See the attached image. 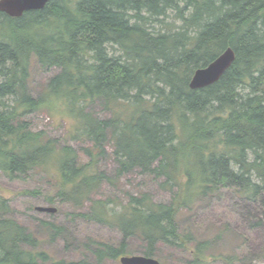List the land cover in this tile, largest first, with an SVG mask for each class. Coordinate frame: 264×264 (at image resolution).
<instances>
[{"label": "trees", "instance_id": "1", "mask_svg": "<svg viewBox=\"0 0 264 264\" xmlns=\"http://www.w3.org/2000/svg\"><path fill=\"white\" fill-rule=\"evenodd\" d=\"M231 47L235 61L221 78L192 89L198 68ZM33 61L57 69L32 90ZM62 107L82 145L34 130L29 115ZM97 109L102 114L96 112ZM112 156L111 173L99 169ZM82 156H88L85 161ZM41 170L55 197L112 225L118 244L90 241L91 258L57 260L8 214L0 195V264H106L160 244L192 249L201 264L213 239L180 229L178 216L223 189L256 203L264 222V0H50L20 17L0 12V171L11 179ZM139 171L170 193H128L110 206L96 197L107 183ZM51 237L65 228L42 221ZM220 239L222 233L218 234ZM230 263L240 260L226 256Z\"/></svg>", "mask_w": 264, "mask_h": 264}, {"label": "rangeland", "instance_id": "2", "mask_svg": "<svg viewBox=\"0 0 264 264\" xmlns=\"http://www.w3.org/2000/svg\"><path fill=\"white\" fill-rule=\"evenodd\" d=\"M57 69L42 70L35 61L31 66V86L38 92L43 83ZM62 107L55 110L43 109L29 115L34 130H45L64 143L69 139L72 146L79 148L69 131L73 122ZM98 114H102L97 109ZM85 161L88 156H82ZM114 158L100 157L99 169L113 171ZM161 179L135 171L113 183L103 185L95 194L97 198L108 200L109 205H118L126 200L128 193L147 191L157 202H166L170 193L161 184ZM55 181L41 170H33L25 177L11 179L0 171V195L9 199L12 211L8 214L26 226L41 240L40 248L48 251L57 260H77L91 258L90 241L101 239L114 244L121 240V232L116 227L92 220L82 215L89 205L78 208L71 202H63L55 197L54 204L49 198L56 194ZM38 207H54L55 212H42ZM259 206L239 196L235 189H223L216 194L200 199L193 207L180 212V229L193 233L197 239H213L206 259L201 264H264V222L260 227L255 223L261 217ZM47 220L65 228L62 236L51 237L50 228L42 221ZM222 233L219 239L218 234ZM145 244L138 238L130 241V255H143ZM184 249L166 244L158 245L155 259L163 264H196L192 260V249ZM129 255V254H128ZM237 255L240 260L230 263L225 257ZM106 264H121L120 260Z\"/></svg>", "mask_w": 264, "mask_h": 264}, {"label": "water", "instance_id": "3", "mask_svg": "<svg viewBox=\"0 0 264 264\" xmlns=\"http://www.w3.org/2000/svg\"><path fill=\"white\" fill-rule=\"evenodd\" d=\"M50 0H0V12L6 13L12 17H20L26 11L39 10L45 7ZM236 58L235 51L228 47L215 60L206 67L198 68L190 81L192 89H199L217 82L221 76L234 63ZM42 212H55L54 207H38ZM121 264H163L154 257L143 255H122Z\"/></svg>", "mask_w": 264, "mask_h": 264}]
</instances>
